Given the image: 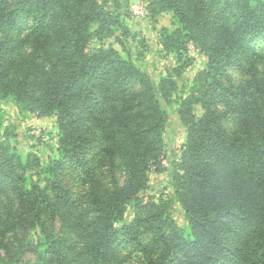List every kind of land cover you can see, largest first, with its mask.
I'll use <instances>...</instances> for the list:
<instances>
[{"label": "trees", "instance_id": "obj_1", "mask_svg": "<svg viewBox=\"0 0 264 264\" xmlns=\"http://www.w3.org/2000/svg\"><path fill=\"white\" fill-rule=\"evenodd\" d=\"M107 2L0 0V102L54 116L57 139L45 162L0 142V264H264V4L147 0L149 19L171 15L156 46L176 59L155 87ZM189 46L205 67L173 100ZM157 96L186 131V228L143 195L163 156Z\"/></svg>", "mask_w": 264, "mask_h": 264}, {"label": "rangeland", "instance_id": "obj_2", "mask_svg": "<svg viewBox=\"0 0 264 264\" xmlns=\"http://www.w3.org/2000/svg\"><path fill=\"white\" fill-rule=\"evenodd\" d=\"M140 1L147 8V0H108L104 9L111 14L120 17L130 36L125 39V48L131 54L133 61L148 75L152 84L157 87L161 76L172 70L176 65V59L172 55H165L157 49L156 41L161 28H171V15L162 13L154 20L135 18L131 15L129 7L133 2ZM264 4V0H255ZM118 36V35H116ZM149 39L147 52L142 46V41ZM102 45H111L120 51L113 39L103 41ZM99 44L94 42L90 48H97ZM184 62L193 60V63L181 75L175 79L177 92L172 99L186 96L192 86L194 75L204 69L206 59L191 46L185 54ZM163 110L167 113V123L163 133V156L158 167L153 168L148 176V186L144 196L153 197L156 201L163 202L167 207L168 214L182 228H186V220L181 205L176 201L172 188V176L176 172V164L180 160L181 147L185 143L186 131L181 125L177 107L166 106L160 96H157ZM192 112L196 117L202 115L200 106L194 105ZM6 140L12 149L21 155L33 153L42 162L48 158L56 157V126L55 117L37 118L33 114H20L11 102H0V142ZM131 218L127 213L126 220Z\"/></svg>", "mask_w": 264, "mask_h": 264}, {"label": "built area", "instance_id": "obj_3", "mask_svg": "<svg viewBox=\"0 0 264 264\" xmlns=\"http://www.w3.org/2000/svg\"><path fill=\"white\" fill-rule=\"evenodd\" d=\"M129 11L135 18H146L148 15L147 10L143 7L140 1L133 2L129 7Z\"/></svg>", "mask_w": 264, "mask_h": 264}, {"label": "crops", "instance_id": "obj_4", "mask_svg": "<svg viewBox=\"0 0 264 264\" xmlns=\"http://www.w3.org/2000/svg\"><path fill=\"white\" fill-rule=\"evenodd\" d=\"M146 40H147V43H148L149 39H146ZM157 49H159V48H157Z\"/></svg>", "mask_w": 264, "mask_h": 264}]
</instances>
